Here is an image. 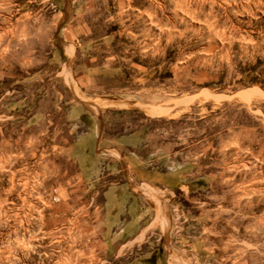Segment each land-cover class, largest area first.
<instances>
[{
  "label": "rangeland",
  "instance_id": "1",
  "mask_svg": "<svg viewBox=\"0 0 264 264\" xmlns=\"http://www.w3.org/2000/svg\"><path fill=\"white\" fill-rule=\"evenodd\" d=\"M43 9L0 0V114L28 85ZM96 10L126 62L127 98L89 104L108 105L111 134L136 132L146 161L191 175L142 239L94 257L82 246L102 239V208L71 210L91 196L51 188L37 153L0 140V264H170L169 249L192 264H264V0H98Z\"/></svg>",
  "mask_w": 264,
  "mask_h": 264
},
{
  "label": "crops",
  "instance_id": "2",
  "mask_svg": "<svg viewBox=\"0 0 264 264\" xmlns=\"http://www.w3.org/2000/svg\"><path fill=\"white\" fill-rule=\"evenodd\" d=\"M97 1L38 0L44 8L37 16L41 45L34 64L24 68L28 85L8 104L11 108L0 114L4 117L0 140L26 148L30 156L37 153L39 177L49 178L51 188L70 192L76 199L91 196L69 204L71 210L102 208L100 229L95 226L94 230L102 239H88L82 250L105 258L110 251L119 252L142 239L148 218H156V212L157 219L163 218L167 201L191 174L162 169L153 159L146 161L139 145L132 143L136 132L111 134L107 127L111 110L99 102L123 104L126 62L113 42L111 22L96 10ZM88 100L99 102L90 105ZM121 111L113 109V113ZM60 161L73 170L59 167ZM48 163L55 164L53 169ZM68 209L65 203L58 208ZM92 217L88 213L81 224L89 226Z\"/></svg>",
  "mask_w": 264,
  "mask_h": 264
},
{
  "label": "bare ground",
  "instance_id": "3",
  "mask_svg": "<svg viewBox=\"0 0 264 264\" xmlns=\"http://www.w3.org/2000/svg\"><path fill=\"white\" fill-rule=\"evenodd\" d=\"M171 252L170 264H192L191 258L187 254L169 249Z\"/></svg>",
  "mask_w": 264,
  "mask_h": 264
},
{
  "label": "built area",
  "instance_id": "4",
  "mask_svg": "<svg viewBox=\"0 0 264 264\" xmlns=\"http://www.w3.org/2000/svg\"><path fill=\"white\" fill-rule=\"evenodd\" d=\"M58 201H59L58 198H55V197L53 198V202H54V203H56V202H58Z\"/></svg>",
  "mask_w": 264,
  "mask_h": 264
}]
</instances>
